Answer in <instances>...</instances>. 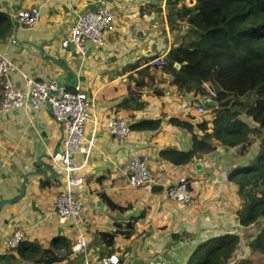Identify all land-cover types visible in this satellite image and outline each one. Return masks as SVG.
<instances>
[{"label":"crops","instance_id":"0c3cea01","mask_svg":"<svg viewBox=\"0 0 264 264\" xmlns=\"http://www.w3.org/2000/svg\"><path fill=\"white\" fill-rule=\"evenodd\" d=\"M108 1H122L127 7L115 30L106 34L105 44L89 43V53L80 56L63 49L62 39L76 18L97 0H0V12L10 16L7 31L0 34V53L8 52L15 64L12 78L17 85L26 86V74L36 80H57L73 91L80 89L94 101L97 117L86 126L89 152L76 154L84 180L75 188L84 199L82 218L79 223L74 219L63 223L55 214L63 173L51 161V155L62 148V125L47 105L36 110L19 107L0 115V254L12 252L13 263L84 264V255L73 250L82 233L92 258L113 253L121 264H186L198 245L210 237L231 232L242 241L251 232L253 225L240 223L243 199L235 182L228 179L245 154L222 146L182 166L159 158L165 147H192L191 133L169 123V117L205 116L195 113L193 93L177 89L163 66L150 64L156 57L166 59L173 46L189 39L187 19L169 7L168 0ZM184 3L191 7L196 0ZM35 6L42 13L38 23L20 25L16 13ZM146 67L156 76L155 85L139 89L138 83L146 81L140 73ZM117 115L130 122L163 120L158 130H133L129 138L120 139L107 127L108 120ZM136 154L149 155L154 177V182L141 188L129 186L121 172ZM181 175L189 178L194 194L191 204L171 200L166 193ZM101 193L124 208H111ZM137 216L141 218L127 238L122 232ZM20 228L28 245L18 253L3 242ZM111 230L121 233L113 244L106 245L101 231ZM259 231L253 228L252 236ZM57 236L68 238L67 247H53L44 258H62L35 261L28 246L48 247Z\"/></svg>","mask_w":264,"mask_h":264},{"label":"trees","instance_id":"16d2710c","mask_svg":"<svg viewBox=\"0 0 264 264\" xmlns=\"http://www.w3.org/2000/svg\"><path fill=\"white\" fill-rule=\"evenodd\" d=\"M184 1L168 0L167 5L187 19L191 35L169 50L162 68L171 76L172 85L193 93L192 105L214 93L218 108L210 110L207 119H196L192 113L169 117V123L191 133L192 147L189 150L165 147L159 151V158L182 166L222 146L237 148L245 155L250 152L248 159L230 170L228 179L235 182L243 199L241 225H254L264 218V0H196L191 7ZM7 21L10 16L0 12L1 35L7 31ZM140 73L146 81L138 83L139 89L155 85L156 76L148 72V67ZM1 89L0 84V92ZM242 114L255 124L247 122ZM162 120L163 117L142 119L130 126L132 131H154L161 127ZM101 197L113 209L124 208L104 193ZM140 218H131L122 234L130 238ZM120 233V230L101 231L102 241L111 245ZM240 240L238 234L231 232L210 237L198 245L186 264H228ZM67 242V237L57 236L48 247L30 245L28 251L37 262H52L62 257L51 260L44 257L53 252V247H67ZM25 245L28 243L22 241L13 250L19 253ZM248 247L249 256L256 255L264 261V227L249 241ZM12 257V252L1 253L0 264H18L11 261ZM247 264H252L250 259Z\"/></svg>","mask_w":264,"mask_h":264},{"label":"built area","instance_id":"2783aa9c","mask_svg":"<svg viewBox=\"0 0 264 264\" xmlns=\"http://www.w3.org/2000/svg\"><path fill=\"white\" fill-rule=\"evenodd\" d=\"M126 7L127 4L122 1L97 0L95 6L80 14L64 34L62 48L76 55L86 56L89 53V43L103 46L106 34L115 30V23ZM41 15L40 7L35 6L19 10L15 18L20 25L32 27L38 23ZM150 64L154 67L164 66L165 56L152 59ZM14 70L15 64L9 53H0V115L19 107L36 110L42 105L49 106L53 118L64 129L62 148L51 155V161L63 173V188L57 196L55 214L60 222L74 219L79 223L84 199L75 192V188L83 185L84 180L79 174L82 164L76 159V154L89 152L91 140L86 137V126L97 120L94 101L80 89L73 91L57 80H36L26 74L23 75L26 86L20 87L12 78ZM214 95L211 93L200 98L194 108L197 115L203 116L209 110L218 108ZM130 125L131 122L120 115L107 122L110 132L120 139L131 136ZM149 163V155L137 154L121 168L129 186L142 187L153 182ZM166 193L171 200L178 203L191 204L194 201L186 175L180 176L174 185L167 188ZM24 236V229H17L3 244L9 249H15L24 241ZM73 250L84 255V264H121L119 257L113 253L92 258L88 252V239L82 233L74 242Z\"/></svg>","mask_w":264,"mask_h":264},{"label":"rangeland","instance_id":"374dc122","mask_svg":"<svg viewBox=\"0 0 264 264\" xmlns=\"http://www.w3.org/2000/svg\"><path fill=\"white\" fill-rule=\"evenodd\" d=\"M209 108H211V107H208V109ZM209 112H210V110L208 111V113ZM208 113H206L205 116H203L201 119H207V118H209L208 117ZM241 116L243 118H247L246 114H242ZM248 119H250V121L252 120V118H248ZM248 122H249V120H248ZM249 123L251 125H254L255 124L252 121L249 122ZM247 154L248 155H245L244 156V159L249 158L250 155H251L250 152L247 153ZM139 188H141V187H139ZM262 227H264V218H261L258 222L255 223V225H253L251 228H249V231H251V232H247L245 234V236L243 238L244 242H243V240L240 241V244H239L238 249L232 255L231 260H230V262L228 264H244V262H245V264H247V261H249V259H250V261H251L252 264H264V261L262 259H258L256 255L249 256V247H248V243L251 240V238L253 237L252 236L253 228H254V230H258V229H261Z\"/></svg>","mask_w":264,"mask_h":264},{"label":"water","instance_id":"95a60500","mask_svg":"<svg viewBox=\"0 0 264 264\" xmlns=\"http://www.w3.org/2000/svg\"><path fill=\"white\" fill-rule=\"evenodd\" d=\"M176 65V67H179L180 65L177 63V64H175ZM2 205H3V203H0V208L2 207Z\"/></svg>","mask_w":264,"mask_h":264},{"label":"clouds","instance_id":"9594fccd","mask_svg":"<svg viewBox=\"0 0 264 264\" xmlns=\"http://www.w3.org/2000/svg\"><path fill=\"white\" fill-rule=\"evenodd\" d=\"M182 176V175H181ZM185 176V175H184ZM188 178V177H187ZM179 179V178H178ZM255 225V224H254Z\"/></svg>","mask_w":264,"mask_h":264}]
</instances>
